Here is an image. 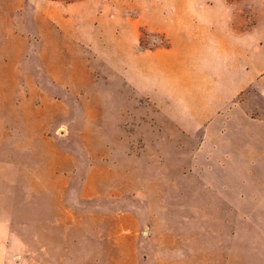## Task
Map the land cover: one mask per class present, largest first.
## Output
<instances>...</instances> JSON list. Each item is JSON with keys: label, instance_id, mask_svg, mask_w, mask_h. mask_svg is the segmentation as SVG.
I'll list each match as a JSON object with an SVG mask.
<instances>
[{"label": "rangeland", "instance_id": "obj_1", "mask_svg": "<svg viewBox=\"0 0 264 264\" xmlns=\"http://www.w3.org/2000/svg\"><path fill=\"white\" fill-rule=\"evenodd\" d=\"M244 118L264 122V0H0V264L205 241L188 176L263 173L227 135Z\"/></svg>", "mask_w": 264, "mask_h": 264}, {"label": "crops", "instance_id": "obj_2", "mask_svg": "<svg viewBox=\"0 0 264 264\" xmlns=\"http://www.w3.org/2000/svg\"><path fill=\"white\" fill-rule=\"evenodd\" d=\"M256 123L244 118L241 128L227 134L238 135L240 151L245 154L264 153V122L262 126ZM243 160L244 166L261 167L263 173L188 176L206 194V201L197 207L206 216L201 217L208 230L206 240L200 239L203 234L198 225L192 228L196 239H176L170 246L154 241L148 231L143 250H149L144 251L141 264H247L248 256L264 259V157Z\"/></svg>", "mask_w": 264, "mask_h": 264}]
</instances>
